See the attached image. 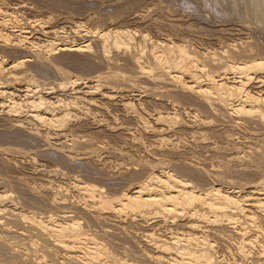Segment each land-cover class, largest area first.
I'll list each match as a JSON object with an SVG mask.
<instances>
[{
	"label": "rangeland",
	"instance_id": "374dc122",
	"mask_svg": "<svg viewBox=\"0 0 264 264\" xmlns=\"http://www.w3.org/2000/svg\"><path fill=\"white\" fill-rule=\"evenodd\" d=\"M263 7L264 0H0V23H3L0 24V61H7L0 67L3 74L8 71L5 77L13 75V71L17 77L22 74L17 81L11 75V82L0 74V78H5L3 82L0 79V86L5 85L6 92L11 91L16 99H23L27 82L33 77L31 83L33 79L37 81L34 83L39 85V88L36 85L37 92L47 101L72 102L63 104L72 114L64 128L57 129H48L30 120L25 113L14 115L0 108V195H6L0 202L3 209L0 210V264H54V261L62 264V259L57 257L62 252L52 249L54 237L51 240L46 235L44 241L43 235L39 237L26 219L30 220L33 215L45 220L67 217L78 220L87 234L97 237H94L96 242L107 253L93 264H173L169 260L174 250H170L172 255L163 254L168 256L163 258L151 239L167 240V236L182 237L183 233L205 236L210 242L207 245L208 240L205 241V245L210 246L206 248L212 249L216 264H264V214L259 211L249 212L254 216L251 220L231 212L235 218L237 216L234 225L226 217H222L226 220L221 218L220 223H212L189 216L192 210L188 209L174 214L156 213L153 208L151 213L150 209L142 213L127 209L116 214L113 210H102L96 201L107 200L146 183L150 172L156 170L158 173L170 169L183 179H192L195 187L200 185L198 190L211 186L234 192L239 189L236 195L240 198L264 185V120L255 116L256 113L236 114L232 107H238L237 99L226 107L214 98L207 101L205 96L182 87L160 70L155 71L159 69L155 66L153 73L144 74L137 62L141 59L145 65L152 64L148 51L154 45L163 46L157 48L158 51L181 45L194 57L197 55L199 64L206 66L205 73L215 74V68L220 70L222 64L231 61L264 60ZM86 29L127 31L133 37L132 43L128 49L111 46L106 51L102 39L94 32L84 34ZM19 30L29 38L17 41ZM5 35L16 44L12 40H7L6 44V39L2 38ZM58 35L60 37H56ZM53 36L60 38L56 41L59 43L85 40L92 48L87 52H74L60 51L58 46L46 55L42 51L45 49L35 50L28 44L35 41L37 45H44L47 39H54ZM140 48L144 54L138 52ZM36 53H40V57H35ZM24 58L31 61L25 62ZM11 61L25 63L20 69L8 68L11 69L9 74L7 66H11ZM219 70L216 72L222 71ZM262 70L249 72L252 76L245 88L255 96L258 93L257 96L264 97ZM19 71L21 73H17ZM229 72L228 77L236 76ZM184 79L188 81L186 76ZM61 81L76 84L68 83L60 89ZM52 86L54 88L49 90ZM50 91L54 93L49 94ZM261 107L263 109L264 105ZM169 116L172 120L175 117L174 123L167 120ZM85 183L95 185L97 198L94 201L81 190ZM246 219L253 224L248 225ZM237 228L244 229L242 233L246 231L244 239L239 240ZM48 237L51 242L46 240ZM43 247L52 249L55 257L48 250L47 258L42 257ZM54 253H58L57 256Z\"/></svg>",
	"mask_w": 264,
	"mask_h": 264
},
{
	"label": "bare ground",
	"instance_id": "6f19581e",
	"mask_svg": "<svg viewBox=\"0 0 264 264\" xmlns=\"http://www.w3.org/2000/svg\"><path fill=\"white\" fill-rule=\"evenodd\" d=\"M262 2V0H261ZM260 6V3L258 4ZM256 6V5H255ZM258 7V6H257ZM3 9V8H2ZM258 9V8H257ZM261 9V8H260ZM264 9V7H263ZM255 10V9H254ZM259 10V9H258ZM262 11V10H261ZM264 11V10H263ZM262 11V12H263ZM2 12V11H1ZM258 12V11H257ZM261 12V13H262ZM7 14V11L5 12ZM250 13V12H249ZM252 13V12H251ZM254 13V12H253ZM2 14V13H1ZM258 14V13H257ZM261 15V14H260ZM5 16V15H4ZM8 18H10L9 14L7 15ZM12 16V15H11ZM6 17V16H5ZM4 17V18H5ZM7 18V19H8ZM2 19V18H1ZM6 19V20H7ZM9 21V19L7 20ZM6 21V22H7ZM14 21V20H13ZM8 23V22H7ZM1 24V23H0ZM3 24V23H2ZM1 24V25H2ZM0 25V26H1ZM5 25V24H4ZM9 25V24H8ZM12 25V24H11ZM14 25V24H13ZM15 26V25H14ZM12 26V27H14ZM7 27V26H6ZM9 27V26H8ZM21 28V26H20ZM19 28V29H20ZM79 28V27H78ZM81 28V27H80ZM15 29V28H13ZM12 29V30H13ZM16 29H18L16 27ZM22 29V28H21ZM52 29V28H51ZM76 29V28H75ZM25 30V28H24ZM42 30V29H41ZM78 30V29H77ZM1 31V30H0ZM28 31V30H27ZM82 31V30H81ZM8 32V31H7ZM30 32V31H29ZM96 33L95 35H98L100 38V40L103 42V47L104 50L108 51L109 48H111V46L115 49L117 48H122L125 47L126 49L129 48V43L131 42L130 40L133 39V37H130L129 33L126 31H99V30H88L86 29L85 33ZM6 33V32H5ZM11 33V32H10ZM14 33V32H13ZM25 33L24 31H20L19 30V34L17 35V41L19 42H23L26 39H28V35L23 34ZM31 33V32H30ZM33 33V32H32ZM57 33V31L55 32ZM28 34V32H27ZM13 35V34H12ZM56 35V34H55ZM78 35V34H77ZM87 35V34H86ZM15 36V35H14ZM2 37V36H1ZM9 37V36H8ZM12 37V36H11ZM56 37H60L59 35ZM2 38L6 39L4 40L6 44H8L6 41L7 40H12V39H7V36H3ZM16 38V37H15ZM54 39H47L46 44L44 43V45L40 44L37 45L36 42L34 41H27L28 44L31 47H34V49L36 50V48H43L45 50L44 53L47 55H49L51 52H54L55 49H58L57 47L60 46L59 50L60 51H74V52H87L88 50H91L90 48L91 45L85 41L82 40L80 42H76L75 39L74 41L71 40V42H67L65 43V41L63 43H59L56 42L57 38L55 39V37L53 36ZM65 38V37H64ZM77 38V37H76ZM142 38V37H141ZM32 39V38H31ZM3 40V39H1ZM69 41V40H68ZM145 41V40H144ZM11 42V41H9ZM12 42H15L14 40H12ZM26 42V43H27ZM25 43V44H26ZM132 43V42H131ZM16 44V42H15ZM39 44V43H38ZM152 44V43H151ZM156 44V43H155ZM158 44V43H157ZM18 45V44H17ZM24 45V44H23ZM28 45V46H29ZM138 45V44H137ZM136 45V46H137ZM140 45V44H139ZM167 45V44H166ZM174 45V44H172ZM27 46V47H28ZM134 46V45H133ZM159 46V45H158ZM155 45L152 46L151 51H148V53L150 52V57L152 59V64L150 65H145L144 63H141L140 60L137 59V62H139V69L142 73L144 74H151L153 73V68H159L155 71L160 70V72L171 78V80L173 79L174 81H176L177 83H179L182 87L192 90L193 92L198 93L199 95H201L202 97L205 96L204 99L208 98L207 101L209 100V98H214L216 101L221 102L223 106L226 107V105L228 106L230 104V101L236 102L238 103V107H232V110L234 109V112H236V114L238 113H256L254 114L255 116L261 118V120H264V108L262 109V105H264V97L262 95L256 96L253 95L252 93H250V91H247L245 88V85L251 80V76L249 75V72L251 70L258 71L263 69L262 71H264V60L261 59H251L250 61H245L243 60V62H237V61H231V62H227L222 64V67L220 70H222L221 72L217 73L216 71L219 70H215V74L213 72H207L206 68L204 71V67L203 65L199 64V60L194 57V55L190 54V51L187 50L184 47H181V45L176 46V47H167L164 48L163 50L158 51L157 48H163L162 47H158ZM20 47V44L19 46ZM140 47V46H139ZM29 48V47H28ZM32 49V48H31ZM40 49V50H41ZM125 49V50H126ZM39 50V49H38ZM145 50V48H144ZM41 51V52H42ZM141 51L138 50V52ZM146 51V50H145ZM189 51V52H188ZM256 51V50H255ZM36 52V51H35ZM105 52V51H104ZM17 53V52H16ZM57 53V52H56ZM141 54H144L141 52H139ZM173 53L174 56L171 54ZM37 55L35 57H40V53H36ZM171 54V55H168ZM25 55V54H24ZM140 55V54H139ZM7 56V55H5ZM34 56V55H33ZM42 56V54H41ZM141 56V55H140ZM139 56V58H140ZM172 57V59H171ZM173 57L177 58V59H173ZM8 58V57H7ZM10 58V57H9ZM77 58V57H76ZM138 58V57H137ZM144 58V57H143ZM211 58V57H210ZM254 58V57H253ZM3 59V58H2ZM25 60H27L26 58H24ZM38 59V58H36ZM222 59V58H221ZM7 60V59H6ZM41 60V59H40ZM39 60V61H40ZM148 60V59H147ZM220 60V59H219ZM4 61L1 60L0 61V66L2 64V62ZM15 61V60H14ZM31 60H27L25 62H28ZM37 61V62H39ZM44 61V60H43ZM135 61V60H134ZM5 63L7 61H4ZM3 62V65H5ZM24 61H20V62H12L11 61V66L8 68H12L8 69L9 70V74H11V71H13V69H17V67L21 66L23 63H25ZM221 62V61H220ZM204 63V61L202 62ZM10 64V62L8 63ZM7 64V65H8ZM42 64V63H41ZM153 65V67H152ZM220 65V64H219ZM25 66V65H24ZM155 66V67H154ZM5 67V66H3ZM6 68V67H5ZM23 68V67H21ZM114 68V67H113ZM7 69L5 71H7ZM20 69V67L18 68ZM29 69V68H28ZM11 70V71H10ZM123 70V69H122ZM209 70V69H208ZM219 70V71H220ZM25 71V70H24ZM23 71V73H24ZM129 71V70H128ZM212 71V70H211ZM228 71H231L232 73L236 74V76L233 77H228ZM252 71V72H253ZM3 69L2 67H0V74L2 76L5 77V74L7 73L5 72L4 74L2 73ZM229 72V73H231ZM251 72V73H252ZM12 73H14L12 76L9 75V77L6 75L7 80H9L11 82V80L14 78L15 80L20 79L19 77L22 75L18 74L19 77H17V74H15V71H13ZM17 73H21V71L17 72ZM156 73V72H155ZM25 74V73H24ZM159 75V73H158ZM0 76V77H2ZM13 77L11 79V77ZM155 76V74H154ZM157 76V75H156ZM188 78L185 80L184 78ZM203 76L205 77L204 79ZM5 77V78H6ZM23 77V76H22ZM29 77V76H28ZM149 77V76H148ZM5 78H0L2 79V82L4 81L3 79ZM9 78V79H8ZM33 78V77H32ZM31 78V79H32ZM11 79V80H10ZM29 79V78H28ZM25 80V81H28ZM31 79L30 82H27V86L25 87V93H24V98H19L16 99L15 97L11 96V91L10 92H6V89L4 87H6L5 85L2 87L0 86V98H4L3 100L0 101V108L4 111L3 108L6 109L7 112L9 113H13L14 115H18L20 113H25L24 115H27L28 118H30V120H34L35 122L39 123L40 125H43L45 127H47L48 129H57V128H62L63 126L66 125V122L69 120L70 115L72 114L70 112V110H68L69 107H67V105H63L65 103V101L62 103V101H56L57 104L55 105L56 102H52V101H47L45 99V97H43V94H39L40 92H37V89L39 88L38 84H34L37 81L35 79H33V81L35 80V82L32 81L31 83ZM264 79V78H263ZM16 80V81H17ZM254 80V79H253ZM1 81V80H0ZM9 81H6L9 82ZM20 81V80H19ZM63 81V80H62ZM60 82L58 84V88L63 89L65 88V86H68L69 84H71V86L73 84H76L75 81H71L68 83L64 82ZM78 81V80H77ZM0 82V84L2 83ZM14 82V81H13ZM12 82V83H13ZM22 82V80H21ZM67 82V81H66ZM5 83V84H6ZM16 83V82H15ZM31 83V84H30ZM78 83V82H77ZM11 84V83H10ZM20 84V83H18ZM26 84V82H25ZM33 84V85H32ZM57 84V83H56ZM68 84V85H66ZM175 84V83H174ZM38 88H37V86ZM10 86V85H9ZM34 88H32V87ZM77 86V85H76ZM99 86V85H98ZM103 86V85H102ZM178 86V85H177ZM248 86V84H247ZM23 88V89H25ZM48 88V86H47ZM54 86L49 87L50 89H53ZM97 88V87H96ZM179 88V87H178ZM183 88V89H184ZM45 89V88H44ZM43 89V91H44ZM103 89V88H102ZM22 90V89H21ZM56 90V89H54ZM53 90V91H54ZM101 90V89H100ZM118 90V89H117ZM147 90V89H146ZM39 91V90H38ZM41 91V90H40ZM47 91V90H46ZM53 91H50L49 94ZM81 92V91H80ZM88 92V91H87ZM92 92V91H91ZM99 92V91H98ZM8 93H10L9 95H7ZM22 93V92H21ZM42 93V92H41ZM45 93V92H43ZM47 93V92H46ZM54 93V92H53ZM76 93V92H75ZM90 94V92H88ZM48 94V93H47ZM94 94V93H93ZM107 94V93H106ZM13 95V94H12ZM22 95V94H21ZM191 95V94H190ZM259 95V94H258ZM15 96V95H14ZM22 96V97H23ZM21 97V96H20ZM109 97V96H108ZM191 97V96H190ZM86 99V98H85ZM235 99H237L236 101H234ZM129 100V99H128ZM76 101V100H75ZM108 101V100H107ZM201 101V100H200ZM211 101V100H210ZM209 101V102H210ZM62 106H61V103ZM89 102V101H88ZM66 103H68L66 101ZM72 102L68 103V105H71ZM76 103V102H75ZM180 103V102H179ZM186 103V102H185ZM202 103V102H201ZM206 103V102H205ZM212 103V101H211ZM92 104V103H90ZM123 104V103H122ZM144 104V103H143ZM181 104V103H180ZM184 104V103H183ZM188 104V103H187ZM203 104V103H202ZM225 104V105H224ZM75 105V104H74ZM128 105V104H127ZM186 105V104H185ZM217 105V104H216ZM233 105V104H232ZM235 105V104H234ZM233 105V106H234ZM59 106H61L62 108H60ZM130 106V105H129ZM128 106V107H129ZM164 106V105H163ZM199 106V105H198ZM210 106V105H209ZM215 106V105H214ZM247 106V107H246ZM26 107V108H25ZM230 107V106H229ZM246 107V109H245ZM25 108V109H24ZM82 108V107H81ZM213 108V107H212ZM71 109V108H70ZM175 109V108H174ZM209 109V108H208ZM230 109V108H228ZM129 110V109H128ZM5 111V112H6ZM154 111V110H153ZM161 112V111H160ZM214 112V111H213ZM233 112V114H234ZM230 113H232V111H230ZM10 115V114H9ZM12 115V114H11ZM151 115V114H150ZM239 115H243V114H239ZM252 115V114H251ZM253 115V116H254ZM164 117V116H163ZM170 117V116H169ZM189 117V116H188ZM216 117V116H215ZM162 118V117H161ZM160 118V119H161ZM175 117L173 118V120L171 119H167V120H172V123H174ZM176 120V119H175ZM159 122V121H158ZM171 123V121H170ZM20 124V123H19ZM69 124V122H68ZM169 124V123H168ZM187 124V123H186ZM241 124V123H240ZM36 126V125H35ZM38 127V126H37ZM67 127V126H66ZM127 127V126H126ZM32 128V127H31ZM64 128V127H63ZM59 130V129H58ZM45 131V130H44ZM200 131V130H199ZM197 132V131H196ZM60 133V132H59ZM172 133V132H171ZM48 136V135H47ZM163 136V134H162ZM235 136V135H234ZM53 137V136H52ZM168 138V137H167ZM159 140V139H158ZM46 141V140H45ZM215 142V141H214ZM165 143V142H164ZM69 144V143H67ZM75 144V143H74ZM203 145V144H202ZM236 146V145H235ZM169 148V147H168ZM171 148V147H170ZM220 148V147H219ZM90 151V150H89ZM166 151V150H165ZM164 151V152H165ZM155 153V152H153ZM151 154V153H150ZM260 154V153H259ZM172 155V154H171ZM167 159V158H166ZM181 159V158H180ZM251 161V160H250ZM154 164V163H153ZM157 166V165H156ZM167 167V166H166ZM258 167V166H257ZM164 168V167H163ZM211 168V167H210ZM172 169V168H171ZM168 170V169H167ZM153 171V170H152ZM154 172V171H153ZM157 172V170H156ZM152 173L148 176V180L146 183H142L137 185L136 187L131 188V190L129 191H122L120 194H117L116 196L114 195V197H108L109 199L104 200L101 199H96V193H95V185L94 184H84L83 187H81V190H84L85 193L87 194L86 196L92 197V201H94L96 199V201H98V206L100 204L99 208H103L107 211L109 210H113L114 212L120 213L123 212L125 210H129V211H137L139 213L142 212H146L147 210L151 211L154 210V212L156 211V213H163V214H170V213H175V212H181L184 211L186 209H188L189 211L192 210V212L189 214V216H198L197 218L201 217V219L203 218L204 220L206 219L207 222H215V221H220L222 219V217H226L228 218V221L233 222L232 224L236 225L234 222L237 221V216L235 218V215L233 216L231 214V212H234L233 214H236V212L238 213V215H241L242 218H247L248 220L250 218L254 216H252V214L250 215L249 212H252L254 210L259 211L262 213V215L264 214V185H262V187L260 186L259 188H256L255 190L257 191H250L251 193L248 194V198L244 197V198H240L239 195H236L239 192V189L237 190L238 192H234L233 189L232 190H223L220 187H214L211 186L210 188H205V189H200L198 190V187L194 186V182H192L193 180H187V179H183L181 177H179L180 175L178 174H174L169 171H164V170H160L158 173ZM181 174V173H180ZM132 176V175H131ZM183 176V174H182ZM263 177V176H262ZM147 178V177H146ZM185 178V177H184ZM262 179V178H261ZM251 180V179H250ZM203 181V180H202ZM144 182V181H143ZM200 184V183H199ZM244 184V183H243ZM198 185V184H197ZM256 185V184H255ZM79 186V185H78ZM131 187V186H130ZM242 187V186H241ZM128 188V187H127ZM240 188V187H239ZM255 188V187H254ZM133 189V190H132ZM241 189V188H240ZM244 189V188H243ZM80 190V189H79ZM127 190V189H126ZM99 191V190H98ZM97 192V191H96ZM103 193V192H102ZM98 194V193H97ZM100 194V193H99ZM102 195V194H101ZM110 195V194H109ZM85 196V197H86ZM98 196V195H97ZM96 197V198H95ZM6 198L5 194L0 195V202L3 201ZM89 200V199H88ZM91 204V203H90ZM95 205V204H94ZM97 206V205H96ZM93 208V207H92ZM151 208H153L151 210ZM205 209V210H204ZM3 211V209H0ZM87 210V209H86ZM100 210V209H99ZM104 210V211H105ZM1 211V212H2ZM148 211V212H149ZM187 211V212H189ZM91 212V211H90ZM106 212V211H105ZM6 213V212H5ZM4 213V214H5ZM112 213V212H111ZM124 213V212H123ZM122 213V214H123ZM173 213V214H174ZM256 214V212H254ZM3 214V213H1ZM182 214V213H180ZM129 215V214H128ZM179 215V214H178ZM63 216V215H62ZM68 216V215H67ZM177 216V215H176ZM240 216V217H241ZM18 217V216H17ZM36 216L33 215V217H26V219L29 221V223L31 224V226L33 227V229L35 230V232L37 231L39 233V237L40 234L41 236L43 235V239L44 236H50L51 240L52 237H54L55 242L53 241L52 244L54 247H52V249L54 250V252L58 249L59 251L62 252V254L60 253V255H56L58 253H54L58 258H61L62 261L60 263L62 264H76L77 262H82V264H93V262L95 260H97L94 263L98 262V259L102 256H104V254L107 253L103 250V248L100 246L99 242L97 243L95 238L97 237H92L93 235H90L89 233L87 234V232L85 230H83L81 227L82 224H80V222L78 220H75L73 218H62L61 220L58 221H54L51 218L49 219H42L40 218H35ZM53 217V216H52ZM73 217V216H72ZM147 217V216H146ZM23 218V216H22ZM57 218V217H56ZM61 218V217H60ZM109 218V217H107ZM193 218V217H192ZM209 218V219H208ZM222 218V219H221ZM241 218V219H242ZM25 219V218H24ZM77 219V218H76ZM87 219V218H86ZM200 219V220H201ZM221 219V220H220ZM246 219V220H247ZM11 220V219H10ZM88 220V219H87ZM107 220V219H106ZM226 220V219H225ZM224 220V221H225ZM238 220H240V218L238 217ZM243 220V219H242ZM247 220V224L249 225L250 223H252V221H248ZM251 220V219H250ZM188 221V220H187ZM227 221V222H228ZM9 222V221H8ZM7 222V223H8ZM91 222V221H90ZM89 222V223H90ZM111 222V221H110ZM190 222V221H189ZM216 222V223H218ZM219 222V223H220ZM223 222V221H222ZM226 222V221H225ZM245 222V220H244ZM243 222V223H244ZM250 222V223H249ZM215 223V224H216ZM224 223V222H223ZM230 223V222H229ZM237 223V222H236ZM84 224V223H83ZM106 224V223H105ZM124 224V223H123ZM151 224V223H150ZM193 225V223H190ZM189 224V225H190ZM196 224V223H194ZM225 224V223H224ZM239 224V223H238ZM246 224V222L244 223ZM253 224V223H252ZM29 225V224H28ZM190 225V226H192ZM201 225V224H200ZM199 225V226H200ZM220 225V224H219ZM218 225V226H219ZM222 225V224H221ZM233 225V226H234ZM247 225V226H248ZM87 226V225H86ZM156 226V225H155ZM187 226V225H186ZM233 226H230L233 228ZM252 226V225H250ZM258 226V225H256ZM153 227V226H152ZM158 227V226H157ZM170 227V226H169ZM179 227V226H178ZM183 227V226H182ZM208 227V226H207ZM235 227V226H234ZM245 227V225H243V228ZM99 228V227H98ZM191 227V231H192ZM210 228V227H209ZM247 228V227H246ZM249 228V227H248ZM257 229V227H255ZM32 229V228H31ZM88 229V228H87ZM86 229V230H87ZM194 229V228H193ZM214 229V227H213ZM224 229V228H222ZM221 229V230H222ZM236 229V228H235ZM237 228V233L240 231H244V229H239ZM254 229V228H253ZM30 230V229H29ZM118 230V229H117ZM124 230V229H122ZM153 230V229H152ZM246 230V229H245ZM32 231V230H31ZM119 231V230H118ZM160 231V230H159ZM216 231V229H215ZM256 232L258 230H255ZM100 232V231H99ZM171 232V231H170ZM169 232V233H170ZM226 232V230H225ZM259 232V231H258ZM93 233V232H92ZM105 233V232H104ZM172 233V232H171ZM170 233V234H171ZM193 233V232H192ZM197 233V232H196ZM246 233V231L244 232ZM244 233L240 232V237L239 234L237 235L239 237V240L242 239L244 237ZM27 234V233H26ZM154 234V233H153ZM151 234V235H153ZM169 234V235H170ZM173 234V233H172ZM177 234V233H176ZM175 234V235H176ZM203 234V233H202ZM213 234V233H212ZM259 234V233H258ZM31 235V234H30ZM47 235V236H46ZM124 235V234H123ZM148 235V234H147ZM146 235V236H147ZM229 235V234H228ZM256 235V234H255ZM150 236V235H149ZM160 236V235H159ZM216 236V235H215ZM243 236V237H242ZM258 236V235H257ZM13 237V236H12ZM29 237V236H28ZM38 237V238H39ZM112 237V236H111ZM157 237V236H156ZM208 237V236H207ZM210 237V236H209ZM212 237V236H211ZM231 237V236H230ZM234 237V236H233ZM232 237V238H233ZM255 237V236H254ZM259 237V236H258ZM42 238V237H41ZM152 238V236H151ZM150 238V239H151ZM167 239H156L155 237L153 239H151L152 241H154L152 243L153 247L157 249V251L159 253L162 254L163 258L164 255L163 254H169L172 255L173 253H171L170 250H174V256H171L170 258V262L173 264H193L192 262H195V264H216L218 263V261L216 262V257L214 258L212 256V249L208 250L209 247L206 246L205 241L208 240L205 236H195L192 234H186L182 235V237H178V236H174V234L170 237L167 236ZM220 238V237H219ZM34 239V238H33ZM41 239V241L43 240ZM104 239V238H103ZM125 239V238H124ZM215 239V238H214ZM236 239V238H235ZM244 239V238H243ZM251 239V238H248ZM254 239V238H253ZM18 240V239H17ZM49 240V237L46 239ZM145 240V239H144ZM245 240H247V238H245ZM40 241V240H39ZM45 241V239H44ZM194 241V242H192ZM242 241V240H241ZM248 241V240H247ZM259 241V240H258ZM38 242V240H37ZM49 242H51L49 240ZM151 242V241H149ZM148 242V243H149ZM209 242V240L207 241V243ZM246 242V241H245ZM252 242V241H251ZM251 242H248L247 244H251ZM255 242V241H254ZM253 242V244H254ZM32 243V242H31ZM40 244V242H38ZM123 243V242H122ZM127 243V242H126ZM210 243V242H209ZM209 243L207 245H209ZM214 243V242H213ZM244 244V242H242ZM33 244V243H32ZM103 244V243H102ZM191 244H195V246H190ZM238 244V243H237ZM241 244V243H240ZM35 245V242H34ZM42 245V244H41ZM49 245V244H48ZM107 245V244H105ZM198 245V246H197ZM201 245V246H200ZM203 245V246H202ZM205 245V246H204ZM211 245V244H210ZM43 246V245H42ZM213 246V245H212ZM211 246V247H212ZM241 246V245H240ZM50 247V246H49ZM48 247V248H49ZM57 247V248H56ZM123 247V246H122ZM131 247V246H130ZM144 247V246H143ZM151 247V245H150ZM208 247V249L206 248ZM240 248V247H239ZM263 248V247H262ZM34 249V248H33ZM50 249V250H52ZM114 249V248H113ZM124 249L126 250V248L124 247ZM129 249V248H128ZM147 249V248H146ZM42 254L44 257L46 255V253L48 251H50L49 249H47L46 247L42 248L41 251H44ZM46 250H48L46 252ZM30 251V250H29ZM108 251V250H107ZM112 251V250H110ZM145 251V250H144ZM156 251V252H157ZM211 253H210V252ZM262 251V250H261ZM35 252V251H34ZM51 252V256L55 257ZM49 252V253H50ZM58 252V251H56ZM216 252V251H215ZM214 252V253H215ZM246 252V251H245ZM47 253V255L49 254ZM128 253V252H127ZM139 253V252H138ZM142 253H146V252H142ZM141 253V254H142ZM17 254V253H16ZM41 254V255H42ZM115 254V253H114ZM133 254V253H132ZM147 254V253H146ZM159 254V255H161ZM243 254V253H242ZM247 254V253H246ZM46 255V256H47ZM49 255V256H50ZM111 255V254H110ZM113 255V254H112ZM122 255V254H121ZM127 255V254H126ZM135 255V254H134ZM152 255V254H151ZM157 255V254H156ZM45 256V257H46ZM115 256V255H114ZM128 256V255H127ZM142 256V255H141ZM139 256V257H141ZM148 256V255H147ZM56 257V258H57ZM111 257V256H110ZM168 257V256H167ZM166 257V258H167ZM47 258V257H46ZM45 258V259H46ZM52 258V257H51ZM103 258V257H102ZM108 258V257H107ZM115 258V257H114ZM126 258V257H125ZM149 258V257H148ZM152 258V257H151ZM157 258V257H156ZM162 258V259H163ZM58 259V260H61ZM101 259V258H100ZM117 258L114 259L116 261H119ZM147 259V258H146ZM153 259V258H152ZM155 259V257H154ZM158 259V258H157ZM161 259V257H160ZM257 259V258H255ZM32 260V259H31ZM44 260V258H43ZM48 260V259H47ZM51 260V259H50ZM113 260V262H114ZM140 260V259H139ZM219 260V259H218ZM100 261V260H99ZM115 261V262H116ZM128 261V260H127ZM167 261V260H166ZM167 261V262H169ZM76 262V263H74ZM110 262V261H108ZM114 262V263H115ZM125 262V261H124ZM136 262V261H135ZM160 262H162V260H160ZM159 262V263H160ZM169 262V263H170ZM224 262V261H223ZM40 263V262H38ZM55 264V261L53 262ZM104 263V262H103ZM102 262L100 264H103ZM111 263V262H110ZM121 263V261H120ZM138 263V260H137ZM142 263V262H141ZM150 263V262H149ZM154 263V262H153ZM226 263V262H225ZM258 263V261L256 262ZM262 263V262H261ZM46 264V263H45ZM59 264V263H58ZM78 264V263H77ZM125 264V263H124ZM127 264V263H126ZM163 264H165L163 262ZM167 264V263H166Z\"/></svg>",
	"mask_w": 264,
	"mask_h": 264
}]
</instances>
